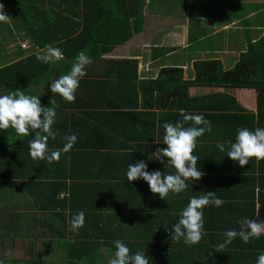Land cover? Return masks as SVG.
Masks as SVG:
<instances>
[{"label": "trees", "instance_id": "obj_1", "mask_svg": "<svg viewBox=\"0 0 264 264\" xmlns=\"http://www.w3.org/2000/svg\"><path fill=\"white\" fill-rule=\"evenodd\" d=\"M7 1L11 2L15 9L12 25L0 22V87L11 84L41 86L49 78L56 80L66 74L78 52L85 51L87 55L97 58L100 54L110 53L116 45L127 43L143 29V7L146 0H136L129 7V12L125 3L130 0H124V7L123 2L115 5L117 8L114 5L110 6L114 13H111V9L106 10L108 3L114 4L122 0ZM131 17L133 21L130 22ZM3 28L9 31L8 35L16 39L13 45L19 50L12 53L10 61H6L8 54L5 52L1 39ZM20 40L30 43L29 51L21 50L20 44H17ZM45 45L60 48L63 58L49 64L37 61L34 54ZM16 56V61L12 62ZM126 64H128L129 72L131 70V74L127 76L135 79L134 86L128 89L126 95H141L142 103L132 109L118 105L114 112L135 119L134 129H142L143 133L147 132L149 125L154 129L156 117L160 122L159 136L163 135L162 125L165 122L175 124L181 121L184 127H188L191 122H183L180 109H184L186 113L203 115L210 122V126L218 125L221 133L233 124L253 130L258 127L264 128V33L258 40L248 43L246 51L241 54L236 65L229 70L224 68L220 60L196 61L193 81H184L183 70L176 67L163 68L154 80L139 81L137 62L126 61ZM125 73H127L126 70H124ZM195 87L223 89L225 92L192 97L190 89ZM245 90H252L256 97L255 112L247 113L231 95L232 92L235 94L236 91ZM49 94H52L51 91ZM101 95L104 96L103 93ZM92 107L95 105L93 104ZM60 108H55L56 113L63 114ZM96 114H101V111ZM149 117L153 119L151 124ZM55 119H57L56 115ZM85 122L89 127V134L86 136L76 131L75 124L69 125L67 122L59 124L55 120L53 130L56 132V138L49 139L48 150L55 151L62 148L65 141L60 137L76 134L78 139L71 150L61 153L58 160L51 162L53 165L50 168L45 166L47 159L30 157L26 136L16 142L14 150L7 149L11 142L6 146H0V184L9 182L8 184L18 189L23 186L24 191L37 196L35 201L41 205L44 212L49 214L48 216H51L53 212V216L60 218L58 226L43 223L42 229L48 230L44 232L45 234L60 237L56 243L63 251L62 264L64 262L65 264H107L102 249L107 248L114 253L113 241L115 240L126 244L130 253L137 250L145 251L146 257L151 258L149 264H255L259 253L264 251V236L251 238L247 243L237 237L227 248L225 247L226 249L218 251L210 249L207 252V249H202L206 242L205 237L200 240L202 245L191 247L181 242L182 239L172 240V245L162 241L163 236L168 233L170 236L168 239H171L170 227L178 220L177 212L169 221L164 219L163 212L168 211V207L164 205L157 206L155 214L149 211L142 217L136 213L138 207H130V205L123 206L121 210H132L133 215H128L117 207L115 209L120 212L111 215L105 213L110 210V206L105 205L101 202V198L98 199L95 195L93 198L91 194L87 195L88 199L91 198L93 202L96 199L99 201H96L94 205L84 206L81 196L79 194L77 197L74 196L76 187L84 192V184L77 186L76 178H79L78 174L86 156L93 155L89 160L99 161L100 152L97 151L100 150L99 145L106 134H99L102 130V121L86 119ZM62 124H68V126L64 127ZM124 130L126 135L133 131L132 128L126 130V126ZM56 140L61 141L55 145ZM40 159L42 169H37L36 164L39 163L36 162ZM81 172H83L82 169ZM97 177H99L98 173ZM44 178L47 180L41 181ZM68 181L71 182L70 185ZM124 181H127L126 176ZM87 190L89 191V188ZM69 207L71 211L67 212ZM252 208L253 215L255 207ZM100 210L104 218L99 216ZM81 211L85 217L84 224L78 231L72 232L70 221L74 214ZM208 224L210 225L207 222L203 223L205 231L211 229ZM17 228L15 223L4 220L0 213V258L4 259L5 264H48L49 253L46 241L40 256L34 252L35 249H31L29 259L6 257L7 242L15 245L12 241L15 237L10 231ZM236 230L239 231L238 222ZM67 236L70 241H67ZM230 248L239 249L242 252L229 251Z\"/></svg>", "mask_w": 264, "mask_h": 264}, {"label": "crops", "instance_id": "obj_2", "mask_svg": "<svg viewBox=\"0 0 264 264\" xmlns=\"http://www.w3.org/2000/svg\"><path fill=\"white\" fill-rule=\"evenodd\" d=\"M174 1L175 4L170 2L166 4V6H170V9H165L160 0H146L143 7V29L140 33L135 34L127 43L116 45L110 53L100 54L97 58L88 55L91 58V63L85 66L86 75L80 79L75 92V99L72 102L65 101L59 94H49L48 85L54 81L50 78L45 80L41 86H19L14 84L2 86L0 87V93L6 94L8 90L21 89L25 91V94L40 97L41 105L45 107L51 106V99L56 101L54 102V110L61 107L63 114L56 113L55 110L57 118L55 120L59 124L61 122H67L69 125L75 124L76 131L78 130L81 135L86 136L89 134L86 119L100 120L105 124H101L102 130L99 131V134L106 133L99 145L100 150L97 151L100 152L99 161L89 160L93 155L86 156L83 165H81L83 172L80 169L79 178H76L77 182L75 183L77 186L84 184V192L79 190L78 187H74L76 189L74 196L77 197L79 194L82 201L84 200V206L94 205L96 201H99L96 199L93 202L91 198H87V195L92 194L93 198L95 195L98 199L101 198V202L105 205L110 206V210L105 213L115 215L120 212L115 207L121 210L123 206L130 205V207L137 206L136 213L142 217L149 211L155 214V208L161 204L168 207V211H164L163 216L165 220L169 221L172 215H175L176 212L179 213L187 205L191 196L199 195L201 192H216V196L222 199L224 203L220 207L210 204L202 209L203 223H210L208 226H211V229L207 231L203 229L201 238H206L203 246L207 247L202 246V249H207V252L210 249L218 251L219 249H226L230 244L225 245L226 248L218 247L224 241L223 233L230 229L236 230V223L242 218L264 223V159L257 161L254 157L250 158L249 163L241 167L238 162L227 158L226 151L220 152L216 144L217 142L234 141L236 130L240 127L233 124L221 133L218 125L212 126L211 124V131H206L203 136L197 139L196 148L193 150V155H197L199 158L197 168L203 172L202 177L199 181L190 178L186 181L188 187L183 192L179 194L170 192L165 197L166 201L161 200L158 194L149 191V186L142 179H137L131 183L124 181L128 165H134L140 160L147 164L148 171L159 170L161 173L165 172L166 174L175 173L174 168L170 166L166 168L165 164L154 160L155 157H152V160L149 159V156L157 148L167 147L163 145V135L159 136V118L156 117L155 119L154 129L149 125L147 132L143 133L142 129H134L135 119L114 112V109L118 105L132 109L142 103L141 95H126L128 89L135 84L134 77L129 78L127 76L131 74V70L129 72L126 61L137 62L139 81L154 80L159 72L166 67L182 69L183 80L193 81L195 79L194 63L200 60H220L227 70L234 67L239 56L246 51L248 43L258 40L264 33V17H262L264 16V0H235L233 3H238L237 8L233 6L232 0H218L220 11H217V15L214 17L207 14L210 0ZM121 2H123L124 7V0H122L114 4L108 3L106 10L111 9L110 6L112 5L117 8L115 5ZM134 2L136 0L125 3L128 12L129 7ZM178 5L180 7L176 8ZM114 12L111 9V13ZM239 12L241 15L234 16ZM102 17L104 18V16ZM131 21H133V17L130 18ZM237 25L238 27H236ZM236 30L244 31L243 37L242 32L236 35ZM240 35L241 39L238 38ZM205 41H210L209 46L202 48L201 44H206ZM238 42L239 44H236ZM198 43H200L199 50H190L192 46ZM6 48L13 49L12 53L19 51L14 45ZM236 52L240 54H236ZM13 59L12 62L16 61L17 56ZM124 70L127 73L124 74ZM187 72L190 79L185 77ZM245 91L252 92V90ZM190 92L192 97H196L225 91L223 89L213 90L211 88L195 87L191 88ZM236 92L235 94H232V92L231 95L236 99L238 105L243 107V110L247 113L255 112L256 97L253 92V99L249 95L244 96L240 93L244 96L242 101L239 100L238 95L239 92L243 91ZM93 104L95 107H92ZM138 109L140 110L139 107ZM99 111H101V114L97 115L96 113ZM149 118L151 124L153 119ZM68 124L62 125L66 127ZM125 126L126 130L133 129L128 135L125 133ZM8 130L13 134L14 139L11 144H8L7 149L14 150L16 142L23 139L24 136H17L12 129ZM249 130L253 129L249 128ZM33 137V132L26 136L27 146L28 141ZM59 141L61 140H56L55 145ZM139 147L142 149L138 150ZM225 147L227 149V145ZM36 163L40 164L42 160L40 159ZM39 164H36L37 169H42L41 164ZM52 165L53 163L46 161L45 166L47 168ZM97 173L99 177H97ZM45 180L47 179H41V181ZM70 183L68 181L69 185ZM8 187L11 197L19 200L11 205L9 214L3 217L8 223L12 222L18 226L17 230L10 231L12 236L16 237L18 232L24 228L25 232H23L32 239L33 235L38 232H48L47 229H42L43 223L58 226L60 218L53 216V212L51 216H48L49 214L44 212L41 205L35 201L37 196L34 193L29 194L24 191L23 186L18 189L9 184ZM95 190L97 192H94ZM19 193H21L20 198ZM24 197L25 200H23ZM252 207H255L253 215ZM66 211L70 212V207ZM121 211L128 213V215L134 214L132 210ZM29 215H31L30 218ZM99 216L104 218L101 210ZM47 235L51 236L49 233ZM261 236H264V231H262ZM55 237L51 236V238ZM169 237V233L165 234L162 241L165 244L172 245L173 242L168 239ZM67 238V241H70L68 236ZM50 242L48 245L50 247L49 252L53 250L54 246H59L55 240ZM43 245L45 246V244ZM195 245H202V242L199 241ZM17 247L16 242L15 245L12 244L14 251ZM230 249L229 251H235L236 253L242 252L239 249Z\"/></svg>", "mask_w": 264, "mask_h": 264}, {"label": "clouds", "instance_id": "obj_3", "mask_svg": "<svg viewBox=\"0 0 264 264\" xmlns=\"http://www.w3.org/2000/svg\"><path fill=\"white\" fill-rule=\"evenodd\" d=\"M9 19L3 12V5H0V22H7ZM37 61L44 64L55 63L63 58V52L58 47L45 45L43 49L35 54ZM91 63V58L85 51H80L74 58L69 71L51 82L48 86L53 94H59L65 101L72 102L75 99V92L79 81L86 75L85 66ZM50 107L41 105L40 97L25 94L24 90H8L6 94L0 93V130L11 128L17 136H28L30 132L34 137L28 141L29 155L33 159H47L49 163L58 160L61 153H67L77 142V135L70 134L64 137L62 148L50 151L47 148L49 139L56 138L53 130L55 122L54 101L50 100ZM180 116L183 122H191L184 127L181 121L175 124L165 122L162 125L163 145L165 148H157L149 156L155 157L161 164L172 167L174 174L161 173L159 170L148 171L147 164L137 161L134 165L129 164L125 173L127 181L131 183L142 179L149 186V191L158 194L161 200L171 192L179 194L187 187L186 181L190 178L199 181L203 172L197 168L198 156L193 155L197 139L208 131H211L210 122L201 114L186 113L180 109ZM227 145V149L225 147ZM216 147L220 152L226 151L227 158L243 167L249 163L250 158L257 161L264 159V128L249 130L247 127H240L236 130L234 141L217 142ZM166 201V200H165ZM224 201L216 196V192H201L199 195L191 196L187 205L178 213V220L171 228V240H181L186 246L197 244L202 237L203 211L208 205L222 206ZM84 213L77 212L70 221V230L78 231L84 224ZM239 232L234 229L223 233L224 241L218 247L224 248L237 236L247 243L251 238H259L264 231V223H257L253 219L242 218L238 221ZM167 230V229H166ZM113 258L107 264H149L150 257H146L145 251L137 250L130 253L129 248L120 240L113 241ZM5 255H10L6 252ZM0 264H5L0 258ZM255 264H264V251L260 252Z\"/></svg>", "mask_w": 264, "mask_h": 264}, {"label": "rangeland", "instance_id": "obj_4", "mask_svg": "<svg viewBox=\"0 0 264 264\" xmlns=\"http://www.w3.org/2000/svg\"><path fill=\"white\" fill-rule=\"evenodd\" d=\"M160 2H162L164 4L165 9H170V6H166V4H168L169 2L175 4L174 0H171V1L170 0H160ZM233 2H235V0H232V3ZM0 5H3V12L6 16L9 17L7 22H1V23H5L6 25H12L13 24L12 18H13L14 9H15L14 6L11 4V2H9L7 0H3L2 2L0 1ZM233 6L235 8H237L238 3H233ZM166 7H168V8H166ZM171 7H173V6L171 5ZM178 7H180V5L176 6V8H178ZM175 10H178V9H175ZM217 11H220L219 1L218 0H210L209 9H208L207 14L211 17H214L217 15ZM238 15H241L240 12L237 14H234V16H238ZM262 17H264V16H262ZM236 27H238V25ZM8 32H9L8 30L3 28V35L1 36V39H2V42L4 45V49L7 50L6 52L8 54V56H6V61H10V56L12 55L11 51H14L13 49L6 48V47H11L15 43L14 41H16L15 38H13L11 35H8ZM241 32H240V30H236L235 34L237 35V33H241ZM243 33H244V31L241 34L242 37H243ZM241 35L238 37L239 39L242 38ZM205 42H206V44L205 43L201 44L202 48L209 46L208 43H210V41H205ZM17 44H20L21 50L29 51V46H30L29 42L20 40L17 42ZM236 44H239V42ZM199 48H200V43L192 46L190 50H193V51L199 50ZM188 52H190V51L188 50ZM195 52H198V51H195ZM236 54H240V53L236 52ZM240 56H239V59H240ZM185 77L187 79H190L188 72H187V75ZM240 93L243 94L244 96L249 95L250 98L253 99L252 92L243 91V92H239V95H238L240 97L239 98L240 101H242V99L244 97ZM251 106H253V105H251ZM9 129H11V128H9ZM13 139H14V136L12 133L9 132L8 129L7 130H0V146H6V144L10 143ZM8 183L5 182V184H0V213H1L2 218L4 217V215L7 216L9 214L10 209H11V205L13 203H17L19 201L17 198L11 197L10 192H9L10 189L8 187V185H9ZM6 193H8V195H6ZM20 194L21 193H19V198H20ZM25 196H27V195H25ZM29 198L32 200V198L30 196H29ZM23 200H25V197ZM30 217H31V215H29V218ZM27 221H30V220H27ZM23 222L25 223V221H23ZM23 231H24V228L21 229V231L18 232V235L15 238H13V240H12L13 243L16 242V245H18V247L16 248L15 251H13L12 244H11L12 242H7V244H6L7 250H5V251L10 253V255L6 256L7 258L16 259L17 257H20L22 259H29V257L31 256V253H30L31 249H35L34 252H36L38 254V256H40V254L42 253L41 251H42L44 241H46L49 245L50 244L49 240L50 241H53V240L56 241L57 239H60V237L51 238V236H48L44 232H38L34 235L33 239H30V236L26 235L24 233L25 231L24 232ZM47 251L48 252L50 251V247H47ZM62 253H63V251H62L60 246H58V245L54 246L53 250L51 252H49V254H48V257H49L48 264H62L63 260H64ZM102 253L104 255L105 262L106 261L108 262L109 259L113 258V252L107 248L102 249ZM2 257L5 258V256H3V255H2ZM64 264H65V262H64Z\"/></svg>", "mask_w": 264, "mask_h": 264}]
</instances>
